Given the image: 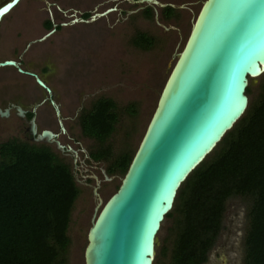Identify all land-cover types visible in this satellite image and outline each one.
Returning a JSON list of instances; mask_svg holds the SVG:
<instances>
[{
	"label": "rangeland",
	"instance_id": "rangeland-1",
	"mask_svg": "<svg viewBox=\"0 0 264 264\" xmlns=\"http://www.w3.org/2000/svg\"><path fill=\"white\" fill-rule=\"evenodd\" d=\"M156 1L175 8L186 6L182 10L175 9L174 18L164 20L158 7H155V19L143 16L141 12L148 6L140 0H20L0 21V61L16 59L23 69L41 73L67 117L71 113L89 110L97 98L112 100L116 106L117 123L104 146L110 150V159L122 152L133 153L173 63L172 54L179 52L203 0ZM109 7H115V11L93 21L89 19ZM84 14L88 16L86 19H83ZM73 19L76 21L71 22ZM46 20L57 29L43 41L34 42L52 29L43 27ZM136 32L154 38L149 50H139L131 45ZM2 75L9 78L5 81L6 86L16 81L10 69H0ZM263 82L264 72L248 80V103L257 98ZM16 83L19 89L26 86V92L33 88L31 80L24 76ZM128 104L134 105L133 115L123 109ZM43 108L39 110L46 114ZM47 118L45 115L41 125L47 124ZM66 125V128L69 126L66 136L78 140L84 152L75 163V171L70 158L64 159L70 165L79 191L70 212L66 232L69 245L64 257L65 264H83L82 252L95 204L93 178L98 181L99 209L115 191L122 176L113 173L107 176L108 181H103L101 170L105 172L108 162H93L86 158L90 150L98 148V144L80 135L76 119L67 120ZM19 129L21 126L13 118L0 120V142L15 136L19 138ZM61 142L70 141L63 137ZM248 207L249 201L245 198L230 197L225 201L220 230L204 264H243ZM177 219L178 216L172 213L162 221L155 237L153 264H170Z\"/></svg>",
	"mask_w": 264,
	"mask_h": 264
},
{
	"label": "water",
	"instance_id": "water-1",
	"mask_svg": "<svg viewBox=\"0 0 264 264\" xmlns=\"http://www.w3.org/2000/svg\"><path fill=\"white\" fill-rule=\"evenodd\" d=\"M18 1L0 0V18ZM140 2L151 9L154 19L155 7H171L156 0ZM110 11L95 13L89 19ZM52 32L53 28L34 42H41ZM172 58L127 169L99 209L94 177L95 204L83 264H152L156 234L172 209L178 188L243 115L248 105V80L264 72V0H203ZM5 66L16 64L0 62V67ZM16 69L50 93L34 74ZM54 110L57 115L56 107ZM29 133L35 134L32 122ZM36 139L53 144L58 151L63 149L46 130ZM75 163L74 158L73 171ZM101 175L103 181L109 180L103 170Z\"/></svg>",
	"mask_w": 264,
	"mask_h": 264
},
{
	"label": "trees",
	"instance_id": "trees-1",
	"mask_svg": "<svg viewBox=\"0 0 264 264\" xmlns=\"http://www.w3.org/2000/svg\"><path fill=\"white\" fill-rule=\"evenodd\" d=\"M160 15L164 20L176 16L168 6ZM144 16L151 18L149 7ZM130 42L146 51L154 38L136 32ZM249 92L247 86L245 94ZM123 109L135 113L133 104ZM116 123V106L107 98H97L77 118L80 134L98 144L88 158L108 162L106 176H122L134 153L122 152L110 159L104 144ZM78 193L70 165L49 146L13 139L0 143V264H65L66 232ZM230 197L249 201L243 264H264V82L257 98L178 188L164 217L178 216L170 264L205 263Z\"/></svg>",
	"mask_w": 264,
	"mask_h": 264
},
{
	"label": "flooded vegetation",
	"instance_id": "flooded-vegetation-1",
	"mask_svg": "<svg viewBox=\"0 0 264 264\" xmlns=\"http://www.w3.org/2000/svg\"><path fill=\"white\" fill-rule=\"evenodd\" d=\"M170 6L175 11V9H180V10L184 9L186 5H181L180 7L178 6L176 8L173 5ZM107 9H111L110 12L115 11V7H109L106 8L105 10ZM144 9L141 12L143 16H144ZM47 21L50 23L49 20H46V22H44L43 24L44 28H48ZM50 28H53V31H55L57 27L51 25ZM7 60L13 61L16 64V67L5 66V67H0V69H10V71L13 72V80L18 81L19 78L22 76L30 79L33 88L31 89V91L27 90L26 92V89L28 88L25 86L19 89L18 87L19 85L18 83H16V81L14 82V84H10V85L7 84L6 86L5 81L8 80L9 78L5 79L4 75L0 76V114L6 111L5 116H0V120L6 121L10 118H13L21 126V129H19L21 134L19 138L15 136L6 139L3 142L13 139L33 145H47L59 157L64 159L70 158L71 161L72 159L75 158V161H78V158L84 152V149L78 144V140H73L71 138L69 139V137L66 136L69 130V126L68 128H66L67 127L66 121L67 120L73 121L76 119V123H77V118L82 111H80L79 113L76 112L74 114L71 113L70 116L67 117L64 109L61 107L57 98L54 96V90L49 86V84L46 81V78L41 73L23 69L21 67L20 62L16 59H6V60H1L0 62ZM16 68H19L24 72H30L34 74L49 89L50 93L47 94L43 89L39 88L35 84V81L32 77L26 76L24 74H19ZM23 88H25V91ZM41 107H45L42 110L46 114H44L41 110H39V108ZM54 107H56L57 115L55 114ZM18 109L21 111L20 114L18 112ZM45 115H48L47 124L45 123L44 125H41V123L44 122L45 120ZM49 118L51 119L49 120ZM48 120L50 124L48 123ZM31 122L34 124V129H35V134L32 136L29 133ZM43 130H46L54 135V139L58 141V143L63 147L62 151L56 150L53 144L46 143L45 140L43 139L41 140L36 139V137ZM63 137H66L70 142L68 143L61 142ZM87 157L88 156H86V158ZM78 164H80V162H78Z\"/></svg>",
	"mask_w": 264,
	"mask_h": 264
},
{
	"label": "bare ground",
	"instance_id": "bare-ground-1",
	"mask_svg": "<svg viewBox=\"0 0 264 264\" xmlns=\"http://www.w3.org/2000/svg\"><path fill=\"white\" fill-rule=\"evenodd\" d=\"M19 1H20V0H19ZM19 1H18V2H19ZM18 2H17V3H18ZM17 3H16V4H17ZM16 4H15L14 6H16ZM14 6H13V7H14ZM11 9H12V8H11ZM11 9H10V10H11ZM10 10H9V11H10ZM9 11H8L7 13H5L3 16H1L0 21L3 19V17H4L5 15H7V14L9 13Z\"/></svg>",
	"mask_w": 264,
	"mask_h": 264
}]
</instances>
